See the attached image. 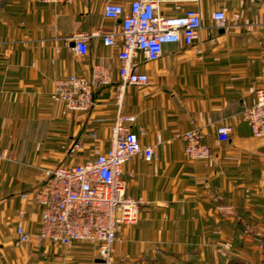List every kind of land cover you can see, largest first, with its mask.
Masks as SVG:
<instances>
[{
	"label": "crops",
	"instance_id": "0c3cea01",
	"mask_svg": "<svg viewBox=\"0 0 264 264\" xmlns=\"http://www.w3.org/2000/svg\"><path fill=\"white\" fill-rule=\"evenodd\" d=\"M109 1L128 13L133 0H0V264H104L92 243L37 237L41 207L33 191L44 168L83 163L110 146L122 23L105 16ZM188 8L201 13L199 38L166 44L153 61L139 54L149 82L123 92L121 112L135 116L132 131L155 155L123 166L127 194L142 203L138 219L122 225L111 264H264V232L257 234L264 229V141L242 119L264 87V0L159 2L164 15ZM222 8L227 23L218 27L213 14ZM84 32L88 52L80 55L74 40ZM106 32L115 45L103 43ZM97 65L109 68L111 82L94 91L90 109L69 110L52 97L58 78H90ZM225 124L231 132L221 141L217 129ZM194 128L210 159L186 156L183 134ZM74 143L81 146L71 150ZM18 221L31 233L19 246ZM249 244L263 252L249 253Z\"/></svg>",
	"mask_w": 264,
	"mask_h": 264
},
{
	"label": "built area",
	"instance_id": "2783aa9c",
	"mask_svg": "<svg viewBox=\"0 0 264 264\" xmlns=\"http://www.w3.org/2000/svg\"><path fill=\"white\" fill-rule=\"evenodd\" d=\"M43 3H72L73 0H41ZM170 0H133L128 13L120 4L107 2L104 14L121 19L122 46L118 52L120 62L119 82L115 85L119 110L111 128L109 148L95 158L83 163H72L43 169V181L33 191L34 199L41 207V223L37 237L50 239L55 244L70 246L77 241L92 243L98 249L104 264H111L113 247L124 224L135 222L140 214L141 199L127 194V182L123 177V166L137 155L152 161L155 150L142 145L138 135L132 131L134 115L120 110L126 85H144L149 75L139 70L138 56L145 60L158 59L169 43L192 45L202 28L201 13L188 8L176 15H164L159 2ZM178 1V0H172ZM181 9L180 6H177ZM218 27L227 23L225 8L214 12ZM96 35H100L96 33ZM106 46L116 44L113 32L101 34ZM89 34H77L74 49L80 55L88 52ZM108 67L95 66L92 77L70 75L55 81L52 97L62 101L69 110L86 111L94 105V91L111 82ZM256 102L246 105L242 119L252 134L264 141V87L256 92ZM231 126L221 125L217 129L219 139L229 138ZM185 154L191 160H206L213 156L211 147L204 141V134L194 128L183 134ZM74 143L71 150L79 148ZM0 151V161L5 159ZM25 211L19 210L22 217ZM16 245L30 241L21 221L16 226Z\"/></svg>",
	"mask_w": 264,
	"mask_h": 264
},
{
	"label": "rangeland",
	"instance_id": "374dc122",
	"mask_svg": "<svg viewBox=\"0 0 264 264\" xmlns=\"http://www.w3.org/2000/svg\"><path fill=\"white\" fill-rule=\"evenodd\" d=\"M250 232V231H249ZM257 232H260V233H257V234H261V232H264V229H262V230H258ZM250 234V233H249ZM252 234V233H251ZM263 246V248H264V245H262ZM247 250L246 251H248L249 253H254L255 251L257 252V250H259V252H263L264 251V249H262V248H260V246H256V245H254V244H249V245H247ZM263 250V251H260V250ZM217 251L219 252V253H221L222 252V250H221V247L219 246V248L217 249ZM254 261V260H253ZM253 261H252V263L251 264H253ZM112 263V262H111Z\"/></svg>",
	"mask_w": 264,
	"mask_h": 264
}]
</instances>
